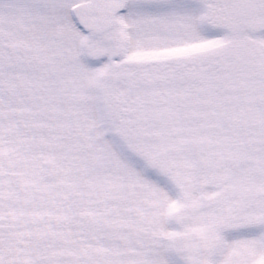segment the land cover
I'll return each instance as SVG.
<instances>
[{"label":"snow or ice","instance_id":"6c2138e0","mask_svg":"<svg viewBox=\"0 0 264 264\" xmlns=\"http://www.w3.org/2000/svg\"><path fill=\"white\" fill-rule=\"evenodd\" d=\"M0 264H264V0H0Z\"/></svg>","mask_w":264,"mask_h":264}]
</instances>
